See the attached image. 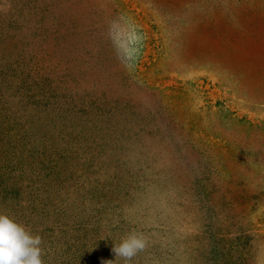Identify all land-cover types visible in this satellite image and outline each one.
<instances>
[{
  "label": "rangeland",
  "instance_id": "1",
  "mask_svg": "<svg viewBox=\"0 0 264 264\" xmlns=\"http://www.w3.org/2000/svg\"><path fill=\"white\" fill-rule=\"evenodd\" d=\"M0 214L43 264H264V0H0Z\"/></svg>",
  "mask_w": 264,
  "mask_h": 264
},
{
  "label": "clouds",
  "instance_id": "2",
  "mask_svg": "<svg viewBox=\"0 0 264 264\" xmlns=\"http://www.w3.org/2000/svg\"><path fill=\"white\" fill-rule=\"evenodd\" d=\"M141 38L134 32L126 41L114 38L118 58L122 51L126 61H134L139 55V49L130 47L139 42ZM126 66H131L127 64ZM42 239L39 235H32L23 225L16 223L9 216L0 214V264H43L41 259ZM146 246L145 238L135 232L129 233L119 245L114 244L112 252L119 257L130 261ZM106 264H112L107 261Z\"/></svg>",
  "mask_w": 264,
  "mask_h": 264
}]
</instances>
